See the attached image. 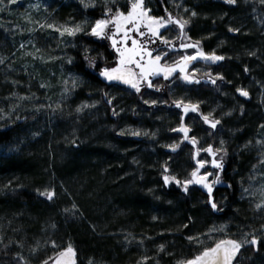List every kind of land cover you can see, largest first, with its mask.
Returning a JSON list of instances; mask_svg holds the SVG:
<instances>
[{
	"label": "rangeland",
	"instance_id": "rangeland-1",
	"mask_svg": "<svg viewBox=\"0 0 264 264\" xmlns=\"http://www.w3.org/2000/svg\"><path fill=\"white\" fill-rule=\"evenodd\" d=\"M204 1L207 0H169L178 15L172 17L187 20L188 23L184 28L183 40L178 38L180 30L175 25H169L167 29L161 30L163 36L175 43V50L167 48V55L160 63L173 66L186 55H196L198 50L205 54L214 52L224 57L223 60L218 61L220 63L218 67H198L190 64L187 65L185 72L177 71V73L180 77L188 75L192 80H199L206 86H211L212 79L216 80L212 85H216L222 80L219 77L230 78L229 85L230 87L232 85V88L223 86L221 90L209 92L196 90L195 86L200 83L191 82L188 88L168 83L173 101L166 103L152 96L165 87L166 80L161 74L149 77L153 87L148 88L145 84H141L140 92H136L131 87L124 90L112 86L105 96L109 104L106 105L100 95L101 85L88 83L86 78L72 67L74 56L70 50L74 48L75 37L85 33L90 35L94 23L99 19L107 18L105 16L107 8H112L113 11L118 8L126 12L130 10L131 0H115V4L106 3V0H15V3L12 0H0V40L2 41L0 47L6 46L12 39L13 42L18 43L20 50L11 56L0 54V86L4 88L6 84L10 85L5 88L9 90L7 93L0 92V103H2L0 127H17L16 136L24 144L26 142L24 138L36 142L43 137L47 144L56 141L58 153H62L64 158L72 153L70 151L72 144L78 145V149L105 147L121 156L124 161L123 164L116 165L117 180L124 182L136 178L140 192L151 195L153 199H160L158 197L160 179L165 175L170 178L175 177L181 182L191 179V173L199 167L197 160H200L204 162V167L199 169L198 175L212 174L207 177V181L213 187L211 194L213 200V193L217 187L230 185L224 178L223 172L229 155H232L238 162L228 171V179L236 184L237 199L246 209L248 221L255 228H242L235 220L223 223L211 220L209 233L211 237L225 236L241 243L255 237L260 241L259 256L255 262L264 264V80L261 76L264 73V48H254L255 60L244 62L242 57L229 48V43L220 40V37L214 39L196 35L194 33V31L197 33L198 28L196 22L199 18H205L200 14V10L198 12L197 7ZM155 2V0H144L145 7L151 10L149 15L161 17L156 14L158 8ZM236 2L242 15L240 21L244 20V23H247L245 21L251 19L262 36L257 38L263 40L264 0H236ZM60 4H64V14L53 17L55 7ZM101 8L104 9L101 18L87 14L88 10ZM192 12L196 15L192 16ZM77 26L81 30L70 35L69 30H74ZM39 29L40 35L35 38L33 35ZM243 29L246 30L244 34L247 36L254 30L247 25H244ZM251 38L246 37V41ZM99 40L107 41L111 45L109 39ZM181 43H191L198 48L184 49L180 47ZM148 47L165 48L159 43ZM112 50L115 59L109 68L118 64V53L113 48ZM153 55H156V52H153ZM232 61L243 64V74H234L233 67H229L228 64ZM95 65L96 62L90 70L97 72L103 80L100 72L106 66L97 71ZM242 87L252 93L255 97L254 102L241 105L235 101L231 91ZM128 91L135 94L147 92L148 95L144 100V102L148 101L144 104L146 107L137 110L128 99ZM177 101H183L185 105H197L198 111L195 113L190 111L185 115L182 107H176ZM158 107H162L163 112ZM130 111L135 114L131 115ZM248 114L251 118L245 119L244 116L248 117ZM204 115L209 116L210 120H220V124L215 129L211 128L209 124L204 123ZM236 115L241 118L235 117ZM114 121H118L116 126ZM181 123L190 129L187 140L183 138L182 133L173 131L178 129ZM235 123L238 124L237 129L232 127ZM113 131L125 140L122 147H119L112 138ZM133 132H139L140 135H133ZM242 133L245 134L239 140L237 135ZM193 138L196 140L195 144L191 143ZM173 144H179L176 151H172L170 147ZM16 146L9 144L0 147V157L16 154L18 150ZM210 146L215 155L205 151ZM242 152L244 156L241 155ZM213 159L221 164L220 168L213 166ZM144 162H147V166ZM139 165L141 169H137ZM217 176L219 183L214 182ZM66 181L73 190L78 184L75 179L71 180V176L66 178ZM167 184L183 189L174 181ZM122 187L120 193H117V199H129V197L132 199L130 189L135 188L134 183L124 184ZM192 187H198L207 194V190L202 185L191 184L188 190ZM34 189L41 193L46 201L48 198L42 193L55 192L53 198L47 202L52 204L67 222L80 220L75 213L79 209L77 202L72 201L69 209H63L64 199H74V197L60 181L54 179L42 186L35 185ZM133 193L136 195V191ZM193 193L199 196L196 199H205L200 197L198 191ZM165 199L170 198L165 197ZM220 199L226 201L225 193ZM225 204L227 206V201ZM2 240L1 236L0 242ZM53 242L54 239L49 238V242L43 245L40 251L37 250L36 255L30 253L27 256L30 262L37 264V259L41 260L48 256L49 252L54 250ZM66 242L70 241L66 240ZM57 246L55 242V247ZM250 247L253 245H243L239 254L242 252L246 255ZM187 261L182 264H187Z\"/></svg>",
	"mask_w": 264,
	"mask_h": 264
},
{
	"label": "trees",
	"instance_id": "trees-1",
	"mask_svg": "<svg viewBox=\"0 0 264 264\" xmlns=\"http://www.w3.org/2000/svg\"><path fill=\"white\" fill-rule=\"evenodd\" d=\"M155 1L157 15H177L169 0ZM197 8L198 12L200 10V14L205 16L196 22L198 28L197 33H194L199 37H220V40L229 43V48L242 57L244 62L255 60L254 48H264V39L257 38L262 36L256 30L255 23L251 22V19L245 21L248 24L244 23V20L240 21L242 15L237 2L229 4L226 0H207ZM64 9V4L56 6L53 17L63 15ZM87 14L101 18L104 9H91ZM244 25L254 29L248 36L244 34ZM88 34L74 39V48L70 50L74 56L72 67L82 74L88 83L101 85L100 95L105 104L109 105L105 96L112 85L102 80L97 72L90 70L93 65L90 61L96 62L95 68L98 71L101 67H109L114 63L115 53L107 41ZM38 35L40 29L33 36L36 38ZM246 37L252 38L246 41ZM18 46V43L11 39L6 46L0 47V54H16L20 51ZM228 64L233 67L234 74L244 73L242 63L232 61ZM261 76L264 80V73ZM230 81V78H223L214 90H221L223 86L232 88ZM6 86L10 87L9 84L4 88L0 86V92L7 93L9 90L5 89ZM231 94L236 98L233 90ZM147 95V92L135 94L128 91V99L139 111L146 107L144 100ZM152 96L166 103L173 101L168 86ZM158 109L163 112L162 107ZM130 113L135 114L131 111ZM235 117L241 118L239 115ZM244 118L251 116L248 114V117ZM114 123L116 126L118 121ZM232 127L237 129L238 124L235 123ZM17 130V127H0V147L15 144L18 148L16 154L0 157V237H3L0 242V264H33L27 256L30 253L36 255L39 249L49 242V238L54 239L58 246L54 247L48 256L37 259V264H44L45 261L55 264L57 259H64L59 257V253L69 245L75 250V264H182L200 255L205 248L215 246L219 240L230 239L216 235L211 237V220L221 223L235 220L242 228H255L248 221L246 209L237 199L236 184L228 179V171L238 162L232 155H229L223 172L230 185L214 190L213 201L217 204V209L213 210L207 194L198 187L184 192L183 189L168 185L164 179H160V199H153L151 195L140 192L136 178L124 182L117 180L116 165L123 164L124 161L121 156L105 147L78 149V145L72 144V153L64 158L62 153H58L56 141L47 144L43 137L36 142L24 138V144L16 136ZM243 134L245 133L237 135L239 140ZM111 136L119 147L124 145L125 140L114 131ZM241 155L244 156V153ZM61 162L65 164L63 167ZM147 162H144L145 166ZM139 168L141 169L140 165L137 166V169ZM69 176L71 180L78 182L74 190L66 181ZM54 179L60 181L74 197L64 199L63 209H69L72 201L77 202L79 209L75 213L80 220L67 222L65 217L47 202L49 199L46 201L41 193L35 191V185L42 186ZM128 183L135 185V188L130 189L132 199H117V193ZM132 191H136V195ZM193 191H198L200 197L205 199H196L199 196ZM223 193L227 196V206L226 201L220 199ZM258 251L256 252L253 246L248 249L246 255L241 252L236 264H256Z\"/></svg>",
	"mask_w": 264,
	"mask_h": 264
},
{
	"label": "snow or ice",
	"instance_id": "snow-or-ice-1",
	"mask_svg": "<svg viewBox=\"0 0 264 264\" xmlns=\"http://www.w3.org/2000/svg\"><path fill=\"white\" fill-rule=\"evenodd\" d=\"M15 3V0H12ZM115 4V0H106ZM229 4H235L236 0H226ZM87 6V5H86ZM150 9L145 7L144 0H131L130 10L121 11L118 8L113 11L112 8H107L105 19L97 20L91 28L90 35L97 37L98 39H109L111 41V47L118 53V64L115 67H105L100 72V75L105 78L108 82H117L129 85L131 88L135 89L136 92H140L141 84H145L148 88L153 87L152 81L149 77L163 75L165 79H168L173 73L185 72L186 67L189 62L195 61L197 59L203 60L205 62L215 63L224 59L223 56H218L214 52L211 54H205L203 51L198 50L196 55H186L182 57L181 61L176 62L173 66L161 65L160 61L164 56L167 55V48L175 50V43L169 41L165 36L161 34L162 29H167L169 25H175L180 30L179 39L183 40L185 37L184 28L188 23L187 20L175 19L172 17L171 13H168L167 18L161 16L156 17L149 15ZM192 16L196 13L192 12ZM114 29V30H113ZM80 27L77 26L74 30H69L70 35H74L75 32L80 31ZM146 38V39H145ZM129 41L131 44L129 45ZM162 44L165 48H155L150 49L148 46L151 44ZM181 48H198L197 45L191 43H181ZM156 52V55H153ZM94 66V61H90ZM188 82L200 83L199 80H192L188 75L183 77ZM223 79V77H219ZM212 84L216 83L215 79L211 80ZM240 95L248 96V93L242 89H238ZM148 103V101H145ZM155 103V101H153ZM177 108H183V114H187L190 111L195 113L198 111L197 105L187 104L185 105L183 101L175 102ZM183 120V115L181 117ZM203 121L209 124L211 128L215 129L220 120H210L209 116L204 115ZM183 134V138L187 140L189 138L188 134L190 129L181 123L178 129H173ZM133 135H140L139 132H133ZM191 143L195 144L196 140L193 138ZM223 143V142H221ZM172 151H176L179 144H173L170 146ZM206 152L213 153V149L208 147L205 149ZM197 155H199V150H197ZM222 159V157H221ZM199 167L191 173V179L181 182L175 177L164 176V182L167 184L170 181H174L177 185H180L184 192L188 191V186L191 184L202 185L209 196V203L213 210L217 209V204L212 200L211 194L213 192L212 184L207 181V177L212 175L211 173H206L203 176L198 175L199 169L204 167V162L197 160ZM212 164L216 168H220L221 164L213 159ZM165 171L167 169L165 168ZM215 183H219V177H216ZM49 200L53 198L55 192H45L42 193ZM259 207V205H258ZM245 244H250L253 246H258L260 241L253 237L250 240H245L243 243L236 240H219L215 243V246L205 248L200 255L194 257L193 259L187 261V264H232L239 252L241 247ZM55 247V242H53ZM75 250L69 245L64 251L59 253V257L64 259H57L55 264H75L74 260ZM44 264H48L47 261Z\"/></svg>",
	"mask_w": 264,
	"mask_h": 264
},
{
	"label": "flooded vegetation",
	"instance_id": "flooded-vegetation-1",
	"mask_svg": "<svg viewBox=\"0 0 264 264\" xmlns=\"http://www.w3.org/2000/svg\"><path fill=\"white\" fill-rule=\"evenodd\" d=\"M190 64H195V66H204V67H211V68H216V67H218V65H220V63H218V61L214 64V65H207V64H205L204 62H203V60H199V59H197V60H195V61H191L188 65H190ZM183 76L184 75H182L181 77H180V74H178L177 72H175V74H174V77L172 78V79H165L166 80V82H165V86H167V84L168 83H174V85H183L184 87H186V88H188V86H189V84L191 83V82H185L184 80H183ZM103 80H104V77H103ZM105 82H107V83H109V84H111L112 86H116V87H121V88H123L124 90L125 89H127V86H122V85H119V84H117V83H114V82H112V83H110V82H108V81H106V80H104ZM169 84V85H170ZM205 83H200L199 85H196L195 86V89L196 90H199V91H202V90H204V91H214V88L216 87V85H212L211 84V86H206V85H204ZM207 84V83H206ZM238 89H242V90H244V91H246L247 93H248V96H242V95H240V93H239V91H238ZM234 91V94H235V96H236V98H235V101L237 102V103H241V105H247V104H249V103H251V102H254L255 101V97L252 95V93L249 91V90H247L246 88H237L236 90H233Z\"/></svg>",
	"mask_w": 264,
	"mask_h": 264
},
{
	"label": "water",
	"instance_id": "water-1",
	"mask_svg": "<svg viewBox=\"0 0 264 264\" xmlns=\"http://www.w3.org/2000/svg\"><path fill=\"white\" fill-rule=\"evenodd\" d=\"M205 64H207V65H214L215 63H212V62H205V61H203ZM190 63V62H189ZM188 63V64H189ZM174 74L175 73H173L168 79H172L173 77H174ZM185 76V75H184ZM183 76V77H184ZM104 80H105V78H104ZM183 80L185 81V82H188L187 80H185L184 78H183ZM107 81V80H106ZM114 83H117V82H114ZM117 84H119V85H122V86H127V87H130L129 85H126V84H123V83H117ZM254 248H255V251L257 252L258 250H257V246H254ZM238 257H239V252L236 254V257H235V259L233 260V262H232V264H236V261H237V259H238Z\"/></svg>",
	"mask_w": 264,
	"mask_h": 264
}]
</instances>
